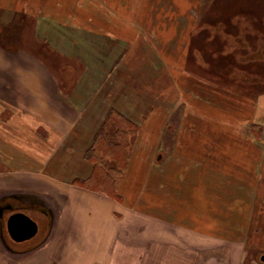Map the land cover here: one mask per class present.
Segmentation results:
<instances>
[{"label": "crops", "instance_id": "0c3cea01", "mask_svg": "<svg viewBox=\"0 0 264 264\" xmlns=\"http://www.w3.org/2000/svg\"><path fill=\"white\" fill-rule=\"evenodd\" d=\"M233 1H239L240 5L232 14L226 15V24H199L196 18L188 23L186 17L203 12L200 10L203 0H156L153 5L152 0H32L28 6L26 0H0V16L4 15L0 19L4 22V30L22 31L25 25L31 23L36 24L39 31L44 28L49 31L54 49H58L59 54L87 69L83 84L99 87L89 93L83 89L82 93L79 92V101L75 100L72 93H76L74 87L79 82H75V78L79 76L75 69L70 68V71L67 70L70 93L64 97L60 86L65 82L59 78L60 71H53L48 63L34 58L33 53L24 52L25 40L23 35L19 36L14 41L23 49L20 46L18 49L7 47L0 54V126L7 128H3L5 130L0 131V135L6 136L5 140L9 142L28 141L30 135L44 136L41 141H56L61 147L72 139L76 140L80 134L86 135L84 127L90 125L87 116L92 106L97 104L100 86L106 85L114 75L119 80L122 73H128L132 67L130 78L133 79L132 86H136L134 89L142 108L153 107L157 111L150 113L142 122V131L147 138H141V142L151 143L153 147L155 141H160L165 135L172 119L178 118L175 153L168 151L169 155L164 156L168 158V170L172 169V164L186 162L180 168V179L190 172L198 174L196 191L222 188L216 172L232 176L227 181L229 184L242 178L244 184L239 188L243 190L250 189L251 179L252 182L258 179V188H264V94L257 99L240 97L234 90L223 91L204 84L197 74L187 73L185 68L191 40L188 30L201 28L213 33L221 29L220 25L231 23L245 35L227 34L230 48L225 57L232 58L241 69L230 73L229 77L244 86L259 85L264 74H260L255 69L257 67H250L264 66V0H225V6ZM211 3L210 7L214 8L218 0ZM22 13L27 16L26 19L21 16ZM149 14L153 15V24L157 23L156 29H168L169 37H173L163 36L164 39L158 41L154 35L148 34ZM172 14L178 19L182 17V20L170 26L165 22ZM176 30L186 31L184 37L175 33ZM253 42H258L261 47L257 52L252 51ZM174 46L180 47V57L178 55V68L172 71L171 64L176 61ZM94 47L95 51H92ZM194 60L197 66L210 68L211 64L202 51L194 52ZM155 62L158 66L156 76L148 72L139 73L154 67ZM105 68L109 70L105 72ZM158 111H161V119L156 118ZM251 126L259 127L260 134H254ZM220 135L225 139H220ZM23 151L26 154H19L27 159L29 151ZM4 155L12 159L17 152H6ZM187 157L189 162L181 160ZM26 162L20 165V169L10 167L11 171L3 172L0 206L13 203L17 195L31 197L45 206L41 212L46 217L43 222L23 212L38 224L39 231L31 240L15 242L8 233L7 222L19 212L12 209L0 214V264L147 262L154 244L147 243L148 254L139 253L138 236L132 228L127 230L126 223L132 222L131 216L137 217L131 209L134 203L127 198L122 201L60 182L54 177V164L46 172L42 167H27ZM189 164H194L195 170L189 168ZM207 173H211L209 184L204 177ZM252 174L257 175L253 177ZM11 179L18 186L8 185L7 181ZM229 184L226 188L231 187ZM163 201V205L170 204L165 199ZM187 204L184 201V207ZM193 214L198 215V212L193 209ZM195 218L197 216L191 220L197 222ZM218 218L216 216L215 222H219ZM163 226L161 236L169 241L168 233H165L167 226ZM217 229L216 225L214 230ZM6 232L10 241L5 237Z\"/></svg>", "mask_w": 264, "mask_h": 264}, {"label": "rangeland", "instance_id": "374dc122", "mask_svg": "<svg viewBox=\"0 0 264 264\" xmlns=\"http://www.w3.org/2000/svg\"><path fill=\"white\" fill-rule=\"evenodd\" d=\"M31 1L26 0L27 6ZM212 1L214 0H203L200 8L203 12L187 15L188 23L196 18L199 24L213 22L226 24V15L232 14L240 5L239 1H233L231 5L225 6V0H218V3H215L216 7L211 8ZM155 3L156 0H152L151 5ZM21 4L18 5L19 8ZM3 16V14L0 16L1 19H3ZM21 16L24 19L27 17L24 13ZM149 16L150 28L148 34L154 35L158 41H162L164 39L163 36L169 37L170 30L156 29L157 23L153 24V15L149 14ZM1 19L0 54L7 47L12 49L21 47L23 49V46L15 44L14 41L15 38L23 35L25 40L24 50L26 49L24 52L33 53V57L41 63H48L53 71H60L58 73L59 78L65 82V84L62 83V86H60L64 97L66 93H70L68 92L70 91V87H68L70 81L67 77V70L70 71V68L75 69V73L79 76L75 78V82L76 80L79 82L78 86L74 87L76 93H72L75 100L79 101V96L81 95H79V92L82 93L83 89L89 93L99 88L98 85H91L90 87L87 84H83V75L87 69L82 64L69 61L64 55L59 54L57 52L58 49H54V43L50 38L49 31L47 32L44 28L39 31L34 23L27 26L23 25L25 29L22 31H7L3 29L4 22ZM181 20L182 17L178 19V16L172 14L165 23L171 26L174 22L173 24L177 25V22ZM237 22L241 23L242 20ZM229 24L220 25L221 29L213 33L206 29L201 30V28L196 31L188 30L190 33L187 34H191L189 36L191 40L185 57L186 71L187 73L192 72L191 74L194 75L197 74L200 77L199 79L206 85L217 87L223 91L234 90L240 97L257 99L264 94V78H260L259 85L244 86L240 81L229 77L230 73H234L235 70L239 69V65L234 63L232 58L225 57L230 46H228L226 38L232 33L235 36L245 35L239 27L234 26L236 27L234 28L232 24ZM174 32H178V35L183 36L186 31L176 30ZM47 37H49L51 42ZM170 37H173V35H170ZM5 43H9V45L6 46ZM251 48L252 51L257 52L261 47L258 42H253ZM197 50L202 51L205 54V58H208L211 64L209 69L197 66L194 60V52ZM92 51H95V47ZM245 53H248V51ZM178 55L180 57V47L175 48L174 46L173 56L176 57V61L173 60L171 64L172 71L178 68ZM156 63H154V67H150L152 70H140L139 73L147 74L148 72L156 76L158 71ZM254 67H257L255 69L260 74H264V66L257 65L250 68ZM131 68L128 73L123 72L119 80H116V75H114L106 85L100 86L101 94H98L99 96L96 98L97 104L92 106L87 116V123L90 125L84 127V129H87L86 135L80 134L76 140L72 139V141L65 143L61 147L57 145L58 142L56 141H54L55 143L47 140L41 141L44 136L30 135L28 136V141L9 142L5 140L7 137L1 134L0 180H2L3 172L11 171L13 167L14 169H20V165H24L27 160V167H30V165L42 167L43 171L46 172H49L50 166L54 164V177L60 182L72 184L75 187L87 188L122 201L125 198L129 199V202L134 203L131 209L137 217L131 216L132 222L126 223L127 230L132 228L134 234L138 236L139 253L148 254L145 248L147 243L152 242L154 244V249L151 251L152 254L147 256V262H144V264H264V261H262L264 256V188H258V179H255L254 182L251 179L250 189L247 190L245 186L246 189L243 190L239 188L244 184L242 178L232 180V184H229L227 181L231 180L232 176L216 172L215 176L218 177L222 188L196 191L198 174L190 172L188 174L185 173V176L183 173L185 178L180 179L182 175H180V168L184 167L186 162L172 164V169L168 170L169 164L166 163L168 158L165 159L164 156L169 155V152L170 154L172 152L175 153L178 118L172 119L165 135L160 138V141H155L153 147L151 143L147 145V143L141 142V138L145 137V133L142 131V122H145L149 114L156 111V108H142L139 96L134 89L136 86H132L133 79L130 78V75H132ZM61 70L63 71L62 73ZM104 70L106 72L109 69L106 70L105 68ZM89 73V76L92 77V72L89 71ZM114 110L130 122V125L127 126L129 130L127 135L128 148L124 157L126 162L123 165L126 166H124L123 172L120 170L122 163L118 160L116 154L101 151L103 152L104 160L99 162V153L96 155L92 150L94 143H96V136L102 130V127L105 126V132L112 133L116 130V128L107 124L108 114L112 111L114 113ZM175 114L177 117L179 116L178 112ZM113 116H116V113ZM156 118L161 119V111H158ZM3 128H5L3 125L0 126V131L7 129ZM258 130L259 127L251 126V131L254 134H260ZM82 132L84 133V130ZM79 133H81V130ZM11 137L13 138V132ZM222 137L220 135V139L224 138ZM32 139L35 140L33 141ZM98 143H100V140L99 142L97 141L96 145ZM168 147H170V150H168ZM23 149H28L29 151L27 155L29 154L30 156L28 155L27 159L19 154H26ZM12 151L17 152L15 157H12V159L8 156L5 157L4 154L6 152L12 153ZM188 158H182L181 160L189 162ZM165 166H167V171L164 175ZM188 167L195 170L194 164H189ZM100 170L111 173L113 181L118 179L116 186H112L114 188L110 192L94 188L97 183H100L98 178ZM205 175L206 182L209 184L210 180H212L211 173ZM256 175L252 174L253 177ZM2 181L1 183H3ZM16 183L12 179L10 182L7 181V184L11 187L18 186ZM163 184L165 187L170 186V191L165 189ZM227 184L231 187L226 188ZM108 187L112 188L111 186ZM109 194H114L116 197ZM16 198L13 204L17 212H28L44 222L46 216L41 211H43L45 206L40 205L37 200L31 197L17 195ZM164 199L169 201L170 204L163 205ZM184 201L188 203L185 207ZM193 209L198 212V215L193 214ZM10 213L8 212V214ZM195 216H197L195 218L198 220L197 222L191 220ZM216 216L219 217V222H215L217 220ZM163 225L167 226L165 227V233H168L169 241L161 236L164 229ZM216 225L218 229L214 230ZM147 234H149V238H147ZM5 237L7 241L11 240L7 232Z\"/></svg>", "mask_w": 264, "mask_h": 264}, {"label": "trees", "instance_id": "16d2710c", "mask_svg": "<svg viewBox=\"0 0 264 264\" xmlns=\"http://www.w3.org/2000/svg\"><path fill=\"white\" fill-rule=\"evenodd\" d=\"M114 111H115L114 113H116V116H113L114 115L113 111L110 112V114H108L107 117V124L111 125V127L116 128V130L112 133L105 132V126L102 127V130L96 136V141H95L97 143V141L99 142L100 140V143H98L97 145L96 143H94L92 150L94 153H96V155L99 153L98 154L99 162L100 160L102 161L104 160L103 152L106 153L112 152L116 154L118 160L121 161L122 163V167L120 170L123 172L124 166H126L123 165L126 162V159L124 157L126 156L127 148H128L127 135L129 134V130L127 129V126L130 125V122L126 118H124L121 114H119L116 110ZM98 178L100 183H97V186L94 188L101 189L106 192L107 191L110 192L111 190H113L118 180L117 179L113 181V177L111 176V173H106L103 170H100ZM108 186L111 187L114 186V187L110 188ZM109 195H113L114 197H116V195L114 194H109Z\"/></svg>", "mask_w": 264, "mask_h": 264}, {"label": "water", "instance_id": "95a60500", "mask_svg": "<svg viewBox=\"0 0 264 264\" xmlns=\"http://www.w3.org/2000/svg\"><path fill=\"white\" fill-rule=\"evenodd\" d=\"M7 230L15 242H25L37 235L38 225L26 214L15 213L8 219ZM262 261H264V256Z\"/></svg>", "mask_w": 264, "mask_h": 264}, {"label": "flooded vegetation", "instance_id": "af4514ba", "mask_svg": "<svg viewBox=\"0 0 264 264\" xmlns=\"http://www.w3.org/2000/svg\"><path fill=\"white\" fill-rule=\"evenodd\" d=\"M12 209H14V204L12 202H7L6 204L0 206V214H2L5 210Z\"/></svg>", "mask_w": 264, "mask_h": 264}, {"label": "bare ground", "instance_id": "6f19581e", "mask_svg": "<svg viewBox=\"0 0 264 264\" xmlns=\"http://www.w3.org/2000/svg\"><path fill=\"white\" fill-rule=\"evenodd\" d=\"M38 225V224H37ZM38 231H39V226H38Z\"/></svg>", "mask_w": 264, "mask_h": 264}]
</instances>
